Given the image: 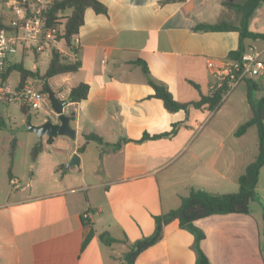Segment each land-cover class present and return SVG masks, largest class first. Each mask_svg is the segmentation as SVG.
Masks as SVG:
<instances>
[{"label": "crops", "instance_id": "crops-1", "mask_svg": "<svg viewBox=\"0 0 264 264\" xmlns=\"http://www.w3.org/2000/svg\"><path fill=\"white\" fill-rule=\"evenodd\" d=\"M99 1L106 11L88 7L74 48L64 49L81 66L57 75L56 84L64 86L54 87L68 99L76 83L90 86L87 98L67 104L75 112L76 138L59 135L48 143L42 137L44 150L35 162L30 156L24 180L13 169V188L0 182V264H125L124 253L155 231L158 215L179 207L191 188L237 192L239 177L258 155L257 126L241 136L235 132L252 116L248 80L256 81L261 97L264 71L239 83L218 108L187 113L166 108L140 64L146 62L176 100L200 99L217 81L209 60L220 67L241 44L264 60V38L196 29L201 23L240 25L239 5L246 0ZM248 27L264 34V0ZM12 61L18 62L15 56ZM18 80L11 75L14 89ZM243 84L246 90L238 89ZM50 116L53 110L33 123ZM177 123L173 136L152 138ZM253 128L251 145L244 138ZM88 134L104 142L88 140ZM144 135L150 138L140 141ZM74 153L80 163L66 167ZM256 191L249 213L195 222L206 234L201 245L213 264H264V165ZM193 244L194 235L174 220L135 264H195Z\"/></svg>", "mask_w": 264, "mask_h": 264}, {"label": "trees", "instance_id": "trees-1", "mask_svg": "<svg viewBox=\"0 0 264 264\" xmlns=\"http://www.w3.org/2000/svg\"><path fill=\"white\" fill-rule=\"evenodd\" d=\"M5 2L9 0H4ZM185 1V0H175ZM263 0H246L240 4L243 16L240 25L230 24L227 22L219 23H201L196 26L199 30H229L236 29L240 31L241 38L252 37V38H264V34L253 32L248 27V19L255 10V8ZM88 7H92L97 12H105L106 6L99 0H53L51 3L46 16L49 23L54 24L57 22L62 25L61 33L59 34L60 39L68 47L74 46L75 36L79 33V30L84 23L85 11ZM0 26L8 27L5 15H0ZM23 56L26 50L22 51ZM35 55L40 56L35 50ZM244 53L243 44L237 50L231 51L229 57L232 59H240ZM144 72L146 73L150 84L155 88L156 96L164 101L167 109L176 111L184 109L187 113L191 107L202 108L205 107L210 110L218 108L224 101L225 88H219L213 92L202 94L200 99L181 102L174 98L168 87L162 82L154 79L150 73L149 67L144 61H140ZM81 66L80 61H72L65 57L61 52L53 49L49 58L48 66L44 73H40L39 70H33L25 66L24 60L19 62L8 63L2 74V80L9 82L10 77L14 71L19 72V80L16 84V89L21 90L27 82H33L35 85L38 81L42 82L41 91L46 92V85L50 84L51 78L64 74L75 72ZM249 92L248 100L252 108V116L244 123H242L235 134L241 136L245 134L251 126H257L258 129V155L250 162L245 171L239 177L240 188L237 192L229 193H216L207 191L204 189L191 188L188 195L183 196L179 207L171 209L170 211L158 215L156 217V228L155 231L140 240L134 242L130 249L124 253L123 259L125 264H135L138 256L149 247L159 242L163 236L166 225L174 220L179 221L181 228L190 231L194 235V250L196 251V262L195 264H213L209 259L208 255L202 248V240L206 237L203 229L196 225L198 219L214 215V214H228V213H249L250 204L254 198L258 195L256 187L258 184L259 173L261 167L264 165V94L259 97H254V92L257 90V83L253 79L248 80ZM198 86L196 83H193ZM90 86L86 82H78L73 85L70 89L67 102H78L87 98ZM2 100V99H0ZM27 104V105H26ZM30 106L24 99L22 100V110L27 116V120H32L29 113ZM69 114L74 119L75 112L70 111ZM3 119L0 115V127L3 124ZM181 123L173 125V129L169 132L155 135V137H170L176 134ZM88 140H95L100 143L104 142L102 137L96 134L86 135ZM150 138L149 135H144L140 141ZM53 138H48L47 142L52 143ZM120 146V143L115 145ZM44 142L38 141L30 152L31 160L35 162L39 154L44 150ZM17 142L16 139L12 142L10 160H11V171L13 162L16 155ZM80 147L79 150H82ZM10 171V177H11ZM112 240V239H111Z\"/></svg>", "mask_w": 264, "mask_h": 264}, {"label": "built area", "instance_id": "built-area-1", "mask_svg": "<svg viewBox=\"0 0 264 264\" xmlns=\"http://www.w3.org/2000/svg\"><path fill=\"white\" fill-rule=\"evenodd\" d=\"M53 0H9L8 7L12 16L8 27L0 26V99H24L28 105L39 110L48 103V95L33 82H27L21 90L14 89L11 83L2 80V74L10 59L20 50L34 49L40 56L50 58L53 49L61 54L63 41L60 39L62 25L49 23L46 13ZM77 42L75 39L74 45ZM64 44V43H63ZM74 48V46L72 47ZM208 65L214 69L217 81L211 85L210 92L225 88L224 98L242 81L256 77L264 71V60L256 51L244 52L240 59L222 61L217 67L212 60ZM9 96V98H7ZM68 113V109H66ZM89 216V214H86Z\"/></svg>", "mask_w": 264, "mask_h": 264}, {"label": "rangeland", "instance_id": "rangeland-1", "mask_svg": "<svg viewBox=\"0 0 264 264\" xmlns=\"http://www.w3.org/2000/svg\"><path fill=\"white\" fill-rule=\"evenodd\" d=\"M8 2V1H7ZM4 0H0V15H5L7 22L9 21L10 17L12 16L10 9L8 7V3ZM65 44H61V47L65 49ZM15 58L17 61L24 60L25 66L27 68L33 70H39L40 73H44L48 63L49 58L41 56L40 58L37 57L34 53V49H28L23 56V52L20 50L16 55ZM258 77V76H256ZM19 78V72L14 71L12 73V81L17 80ZM61 76H57L55 78L50 79L49 83L50 86L55 89L54 87L64 86L56 84L60 82ZM72 82V81H71ZM55 85V86H54ZM38 89H41L42 82L38 81L36 83ZM238 89L246 90L243 86H240ZM238 91V90H237ZM256 92H254V97H256ZM9 98V96H7ZM60 99H67V94L65 97H61ZM22 98L13 97L12 100H8L3 98L0 100V115L3 119V124L0 127V182L6 184L10 188H13L12 185L9 183L10 171H11V160H10V152L12 147V142L16 139L17 142V149H16V166L13 168L16 173H18L24 180L26 173L28 172L26 163L30 159V148L32 146V141L37 142L41 139L34 131L28 129L27 127V116L22 110ZM25 101V100H24ZM27 105V104H26ZM68 106V105H67ZM67 109V107H66ZM53 110L50 101L48 103H44L43 107L39 110H34L30 107L29 113L32 117V122H36L38 117H44L45 113L48 111ZM69 110V109H68ZM70 111H68L69 113ZM256 127V126H254ZM253 134H249L244 138L247 144L252 145V141H254V130ZM25 181H23L24 183Z\"/></svg>", "mask_w": 264, "mask_h": 264}, {"label": "water", "instance_id": "water-1", "mask_svg": "<svg viewBox=\"0 0 264 264\" xmlns=\"http://www.w3.org/2000/svg\"><path fill=\"white\" fill-rule=\"evenodd\" d=\"M46 93L51 103L55 116L47 117L45 121L35 124L31 120L27 121L28 129L34 131L40 138L47 136L53 138L59 135H65L72 139L76 138V128L73 127L72 116L67 113V100L60 99L57 92L50 86L46 85ZM80 163V156L74 153L72 158L66 163V167L78 165Z\"/></svg>", "mask_w": 264, "mask_h": 264}]
</instances>
